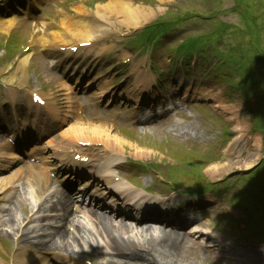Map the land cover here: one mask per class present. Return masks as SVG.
I'll return each instance as SVG.
<instances>
[{
  "label": "rangeland",
  "instance_id": "1",
  "mask_svg": "<svg viewBox=\"0 0 264 264\" xmlns=\"http://www.w3.org/2000/svg\"><path fill=\"white\" fill-rule=\"evenodd\" d=\"M205 1L204 0H201L200 2H199V0H194V5H195V7H199V8H201V7H205V3H204ZM167 6L168 5H166V9H161L160 8V10H155V12L154 13H152V17L150 16V17H148L149 18V20H146V22L147 23H151V22H153V20L154 19H158L159 17H162V16H164V15H170L169 14V10L167 9ZM140 7H142V6H140ZM148 8V7H147ZM155 9H157V8H155ZM151 10V9H150ZM140 11L141 12H147V14L149 15V10L148 9H146V8H140ZM168 17V16H167ZM198 24H196V25H194V27L195 26H197ZM157 28H159V27H157ZM184 30H185V32H190L191 31V29H190V27L188 26V24H186V25H184ZM190 33H183L182 35H181V38H180V40L182 39V38H185V37H188V35H189ZM193 33H191V35H192ZM3 36H5L6 34H2ZM229 40V39H228ZM26 42H28L29 43V37H27V36H24V37H22L20 40H18V43H19V45H20V47H22V46H24L25 45V43ZM3 53L2 52H0V59H2V55ZM15 54V53H14ZM16 55L17 54H15L14 55V57L12 58V60H11V63L10 64H14V62L16 61ZM167 62V59H162L161 58V67L163 66V65H165V63ZM38 66H39V69H41L42 68V65L39 63L38 64ZM3 68H4V66H2V67H0V73L2 72V70H3ZM42 75L46 78V80L44 81V84H42L43 86H46L47 87V92L48 91H50V90H54L55 89V87H54V84H48V81H47V75L45 74V73H42ZM42 80V79H41ZM125 136H127V134H125ZM163 139V132H157L156 133V135H154V137H152L151 135H150V133H147V135H145V136H143V137H140V136H130V137H128L127 139L125 138V137H123L122 138V140L124 141L123 142V145L125 144V148L127 149L126 150V152H128L130 155H132V156H134V157H137V158H142V156H140V151L138 152V153H135L134 151H132V149H133V147L135 146V145H137V144H142V142L143 141H147L148 143H150V142H153L154 141V143H156V141H161ZM145 152V151H144ZM256 200V199H255ZM155 245V244H154ZM154 247H156L155 249H160L161 251H163L164 250V248H160L159 247V245H155ZM151 248H152V246H151ZM164 252V251H163ZM255 252H256V250H255ZM165 253V257L166 258H163L162 256H160V254L158 253V251H157V254H158V257H159V261L161 262V263H166V262H169L170 261V259H169V257H170V255L169 254H167L166 252H164ZM256 254H257V252H256ZM172 257V256H171ZM172 259V263L171 264H183V262L180 260V259H178L177 261H176V259L174 258V257H172L171 258ZM253 260H254V263L253 264H264V260L263 261H261L260 260V262L261 263H259V262H257L255 259H254V257H252V260L250 261V262H253ZM204 264H208V261L207 262H205Z\"/></svg>",
  "mask_w": 264,
  "mask_h": 264
},
{
  "label": "bare ground",
  "instance_id": "2",
  "mask_svg": "<svg viewBox=\"0 0 264 264\" xmlns=\"http://www.w3.org/2000/svg\"><path fill=\"white\" fill-rule=\"evenodd\" d=\"M126 5H127V2L125 0H117L115 2H112L107 7V9L108 10H117L120 6L125 7ZM125 13L127 14L128 12H125ZM125 13H119L118 15H122V14H125ZM135 15L140 16L139 13L136 11V9L134 10V14L132 16V18H134V20H132L129 25L139 24V22H138L139 20H137V18H135ZM132 18H129L128 20H126V22L129 21ZM1 20H3V19L1 18L0 21ZM12 22H14V21L13 20L1 21L0 22V28L8 29L11 26V24H13ZM68 25H69L68 22H64V24H63V28L65 30L64 33H57L55 31L53 32V35L55 36V39H56L57 44L64 43V41H61L62 40L61 38H66L69 35H74V33H72V31L74 30V28H69ZM28 61H29V57L28 56H26V55L22 56L19 59V65H20V67H22V68L27 67L28 66ZM71 63L72 62H69V64L67 65V67L74 65V64H71ZM78 82H80V80H78ZM10 83L13 84L14 86H19V85H22L23 84V81H21V80H14V81H10ZM2 128L4 130H7V127H5V126H2ZM14 222H15L14 215L12 213H9V215H7V224L8 223L12 224ZM56 234L58 236H61L62 238H66V236H67V233L65 231H63V230H60L59 232H56ZM51 238H52V235L50 237V240H51ZM168 239L170 240L169 245L175 246L180 241V236L174 235V236H172V237H170ZM156 241L157 240L150 239V242L151 243H155ZM57 242H59V245H58ZM35 243H37V242L33 241L32 243H30V245H34L35 247H37V244H35ZM49 247L50 248H58V247L65 248L66 247V244L60 238H56L51 243L49 241ZM169 252L171 254H173L175 257H182V255L180 254V250L178 248L172 249V250L170 249ZM147 257H148L149 261H153L154 264H155V260H153L152 258L150 259L149 256H147ZM38 258L39 259H43V258H41L39 256H38ZM126 264H129V263H126Z\"/></svg>",
  "mask_w": 264,
  "mask_h": 264
}]
</instances>
